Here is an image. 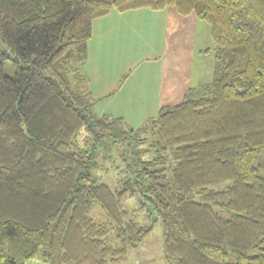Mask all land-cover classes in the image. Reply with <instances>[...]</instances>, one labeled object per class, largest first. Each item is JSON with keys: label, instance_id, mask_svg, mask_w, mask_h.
Instances as JSON below:
<instances>
[{"label": "trees", "instance_id": "16d2710c", "mask_svg": "<svg viewBox=\"0 0 264 264\" xmlns=\"http://www.w3.org/2000/svg\"><path fill=\"white\" fill-rule=\"evenodd\" d=\"M168 6L208 25L210 82L137 128L97 115L92 21ZM103 142L132 148L120 192L94 175ZM124 192L148 201L167 264H264V0H0V264L124 263L151 230Z\"/></svg>", "mask_w": 264, "mask_h": 264}, {"label": "crops", "instance_id": "0c3cea01", "mask_svg": "<svg viewBox=\"0 0 264 264\" xmlns=\"http://www.w3.org/2000/svg\"><path fill=\"white\" fill-rule=\"evenodd\" d=\"M205 29L209 34L194 14L171 6L111 9L94 19L84 65L94 112L137 128L161 107L178 104L189 88L202 85L195 56L204 51Z\"/></svg>", "mask_w": 264, "mask_h": 264}, {"label": "rangeland", "instance_id": "374dc122", "mask_svg": "<svg viewBox=\"0 0 264 264\" xmlns=\"http://www.w3.org/2000/svg\"><path fill=\"white\" fill-rule=\"evenodd\" d=\"M202 23H204V25L208 27V25L205 22ZM205 30L201 32L203 33L202 40L204 41L205 44L204 49L207 47L211 48L212 46L211 38L209 34H207V29ZM201 33L199 32V35H201ZM195 57L196 59H198L197 68H198L200 83H202V85L208 84L211 80V75H212L211 54L203 52L201 55L199 56L196 55ZM194 69H196V66H194ZM14 73H15V69L12 63L6 62L4 66V74L8 77H13ZM148 119H150V116L145 117L143 121L139 124V126ZM149 144H150V140H146L143 144L136 145L134 146V148L135 150L142 151L145 149H149ZM128 149L129 150L126 149L124 143L118 144V147H116L114 144L109 142H103L100 144V146L97 147L96 161L98 168L94 171V175L97 176L100 182L107 184L115 192H120L124 188V181L126 179L130 180L132 178V174L125 170V166L121 158L122 153H126V151L132 152V148H128ZM151 156H152V151L150 149L147 152L141 153L139 155L140 162L137 165L139 167L145 166V168L148 169L154 168L156 164L150 162ZM147 161H149V163L145 164ZM120 201L123 203L126 210L129 212L131 218H133L137 222L145 218L146 220L149 221V224L151 226V230L148 236L145 238V240L132 250L127 260L122 264H167L163 260L162 249H161L162 248L161 224L159 220L156 219L154 214H152L151 212L149 213L147 207L148 201L145 198H143L138 192H135L133 195H128L127 192H124L122 195H120ZM95 213L96 212L93 211L91 215L93 217H97V215H94ZM34 264H40V263H34Z\"/></svg>", "mask_w": 264, "mask_h": 264}]
</instances>
